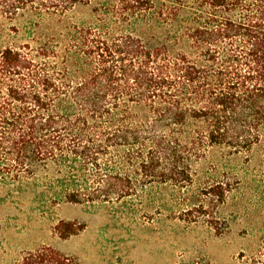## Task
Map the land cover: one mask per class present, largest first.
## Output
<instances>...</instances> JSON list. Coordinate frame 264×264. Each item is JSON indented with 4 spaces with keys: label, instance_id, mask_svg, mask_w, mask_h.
<instances>
[{
    "label": "trees",
    "instance_id": "1",
    "mask_svg": "<svg viewBox=\"0 0 264 264\" xmlns=\"http://www.w3.org/2000/svg\"><path fill=\"white\" fill-rule=\"evenodd\" d=\"M0 193L218 233L244 204L264 220V0H0Z\"/></svg>",
    "mask_w": 264,
    "mask_h": 264
},
{
    "label": "rangeland",
    "instance_id": "2",
    "mask_svg": "<svg viewBox=\"0 0 264 264\" xmlns=\"http://www.w3.org/2000/svg\"><path fill=\"white\" fill-rule=\"evenodd\" d=\"M250 208L228 212L218 233L205 220L186 223L166 214L133 220L73 204L43 212L0 202V264H19L26 253L44 247L76 264H249L251 251L264 240V220ZM63 222L81 228L63 239L55 230Z\"/></svg>",
    "mask_w": 264,
    "mask_h": 264
}]
</instances>
